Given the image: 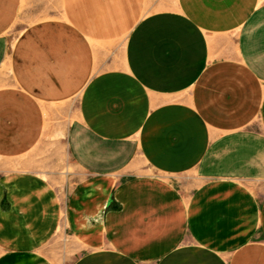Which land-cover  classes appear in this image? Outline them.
<instances>
[{"label":"crops","instance_id":"obj_1","mask_svg":"<svg viewBox=\"0 0 264 264\" xmlns=\"http://www.w3.org/2000/svg\"><path fill=\"white\" fill-rule=\"evenodd\" d=\"M0 159V264H264V0H0Z\"/></svg>","mask_w":264,"mask_h":264},{"label":"rangeland","instance_id":"obj_2","mask_svg":"<svg viewBox=\"0 0 264 264\" xmlns=\"http://www.w3.org/2000/svg\"><path fill=\"white\" fill-rule=\"evenodd\" d=\"M127 37H124L123 39L119 40V47L118 48H111V51H113V53L115 52H119L120 50L124 49V43L126 41ZM117 50V51H114ZM54 151L58 152L59 157L56 159H49V158H44V159H37V163L39 161V165L40 166H45L46 170H55L57 171L61 176V179L63 182H66L67 180H69L70 178V172H74V166L70 163L69 161V157L67 154V149L64 143L61 144V146L59 147V145L57 144H50L45 147V154L54 157L52 154L54 153ZM51 157V158H52ZM6 162L4 160L0 159V166L1 165H5ZM73 179V177H72Z\"/></svg>","mask_w":264,"mask_h":264}]
</instances>
